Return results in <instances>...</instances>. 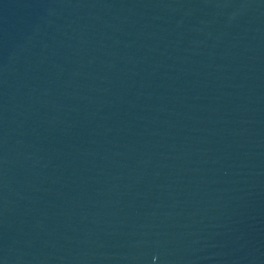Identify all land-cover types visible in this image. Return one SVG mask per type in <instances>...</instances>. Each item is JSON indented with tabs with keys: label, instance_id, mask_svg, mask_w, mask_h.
<instances>
[{
	"label": "water",
	"instance_id": "1",
	"mask_svg": "<svg viewBox=\"0 0 264 264\" xmlns=\"http://www.w3.org/2000/svg\"><path fill=\"white\" fill-rule=\"evenodd\" d=\"M0 264H264V0H0Z\"/></svg>",
	"mask_w": 264,
	"mask_h": 264
}]
</instances>
